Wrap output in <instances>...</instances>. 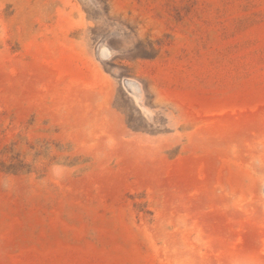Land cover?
I'll use <instances>...</instances> for the list:
<instances>
[{"label":"rangeland","instance_id":"374dc122","mask_svg":"<svg viewBox=\"0 0 264 264\" xmlns=\"http://www.w3.org/2000/svg\"><path fill=\"white\" fill-rule=\"evenodd\" d=\"M0 264H264V0H0Z\"/></svg>","mask_w":264,"mask_h":264}]
</instances>
